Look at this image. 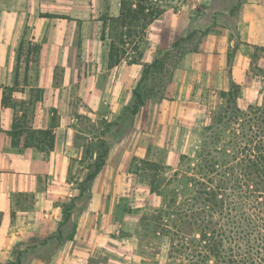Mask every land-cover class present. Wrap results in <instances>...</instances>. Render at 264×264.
Masks as SVG:
<instances>
[{"label":"crops","instance_id":"1","mask_svg":"<svg viewBox=\"0 0 264 264\" xmlns=\"http://www.w3.org/2000/svg\"><path fill=\"white\" fill-rule=\"evenodd\" d=\"M83 1L86 5L70 16L48 14L56 16L48 19L75 23L81 56L55 63L64 70L60 74L48 62L39 75L29 69L10 85L0 82L3 264H134L140 244L126 224L132 212L128 204L152 199L161 206V199L135 179L129 166L152 160L150 141L157 122L166 120L167 100L174 99L171 108L185 113L192 97L210 89L227 91L232 80L241 85L250 54L264 49V0H163L164 13L148 25L139 43V63H129L135 53L128 51L111 68V28L103 41V19L119 17L121 0ZM58 27L32 29L35 36L39 32L41 46L68 47L69 37L43 43V28L53 35ZM230 48L235 51L228 65ZM156 60L169 73L166 99L159 103L153 96L134 114L135 90L145 67ZM28 63L30 68L33 63ZM9 86L14 90L5 106ZM15 113L26 115L30 129L52 130L53 147H11L8 133ZM101 156L100 171L84 184L87 161Z\"/></svg>","mask_w":264,"mask_h":264},{"label":"trees","instance_id":"2","mask_svg":"<svg viewBox=\"0 0 264 264\" xmlns=\"http://www.w3.org/2000/svg\"><path fill=\"white\" fill-rule=\"evenodd\" d=\"M162 1L121 0L119 17L103 19L102 40L107 38L108 25L115 33L109 45V67L127 57L126 46L135 53L129 63H139V43L148 25L164 13ZM19 60L20 53L17 67ZM160 68L158 60L147 65L140 82ZM257 69L261 75L256 77L264 84V66ZM11 92L13 88L6 87L3 105ZM241 93L234 80L229 90L219 92L220 101L210 109L192 153L178 155L171 164L162 159L133 162V172L161 199L154 221L157 232L171 239L170 264H264V98L262 104L244 109L238 103ZM135 95L139 100L134 114L144 104L141 95L136 91ZM8 135L11 147L41 151L54 145L52 130L28 128L25 114L15 113ZM94 161L84 184L96 177L105 162L103 156ZM2 221L0 212V227Z\"/></svg>","mask_w":264,"mask_h":264},{"label":"rangeland","instance_id":"3","mask_svg":"<svg viewBox=\"0 0 264 264\" xmlns=\"http://www.w3.org/2000/svg\"><path fill=\"white\" fill-rule=\"evenodd\" d=\"M85 5L83 0H0V82L2 85H10L14 81L16 69H19L20 73L30 69L31 73L39 75L46 70L48 62H53L50 66L54 68V73L60 74L64 70L60 64L55 63H61L64 58L71 61L81 56V32L75 31V27L72 26L75 23L51 20L46 15L51 13L69 15L75 8L81 9ZM36 25L46 28L53 25L59 26L53 35L51 32L45 33V28H43L40 35H43L44 44L50 38L58 40L68 37L72 43L68 47H62L63 44H61L59 48L52 47V49L49 43L47 46H41L37 42L39 32L35 36L36 32L32 29ZM108 34V38H113L115 35L112 29ZM125 49L132 55L131 46H126ZM234 51L232 48L228 50V65H230ZM19 53L20 60L19 67H17ZM250 53L253 52L250 51ZM254 53V56L250 54L246 77L241 78L240 81L242 93L238 103L244 109L249 104H262L264 98V84L261 77H256V75H261L257 67H263L264 54L263 50L259 49ZM28 61L33 63L30 68ZM261 64L262 66H260ZM160 67L161 73L153 74V70L151 75L140 82L135 90L138 95H141L140 100H143L144 103L153 96L159 103H163V99H166L165 87L169 81V73L164 71L163 62H160ZM9 89L11 90L10 86ZM219 92L217 89H210L197 98L192 97V100H189L190 103L186 105L185 113L178 112L179 106L176 109L171 108L174 105L172 103L174 99L167 100L168 106L165 109L169 114L166 111L163 116V120H166L161 123L157 122L158 126L153 129L155 136L150 141L151 148L148 152L150 158L153 161L162 159L171 164L178 155L192 153L196 136L200 133L210 109L216 108L220 101ZM138 100L136 97L135 101ZM159 119L162 118L159 117ZM95 163L94 160L87 161L86 165L90 171ZM132 165L129 166L130 171L136 169ZM135 177L138 182H141L138 176ZM159 208L160 206H155L152 199L137 201L135 205L128 204L127 209L132 211V214L130 213L128 216L126 224L129 233H134L140 244L134 264H170L168 254L171 239L164 233L157 232L154 221Z\"/></svg>","mask_w":264,"mask_h":264}]
</instances>
